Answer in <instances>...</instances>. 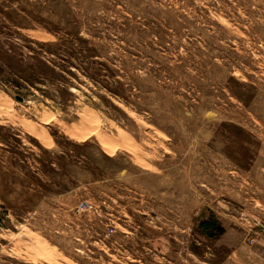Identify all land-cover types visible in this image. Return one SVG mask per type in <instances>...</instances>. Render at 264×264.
Wrapping results in <instances>:
<instances>
[{
  "label": "rangeland",
  "instance_id": "374dc122",
  "mask_svg": "<svg viewBox=\"0 0 264 264\" xmlns=\"http://www.w3.org/2000/svg\"><path fill=\"white\" fill-rule=\"evenodd\" d=\"M0 264H264V0H0Z\"/></svg>",
  "mask_w": 264,
  "mask_h": 264
},
{
  "label": "bare ground",
  "instance_id": "6f19581e",
  "mask_svg": "<svg viewBox=\"0 0 264 264\" xmlns=\"http://www.w3.org/2000/svg\"><path fill=\"white\" fill-rule=\"evenodd\" d=\"M98 130V129H97Z\"/></svg>",
  "mask_w": 264,
  "mask_h": 264
}]
</instances>
